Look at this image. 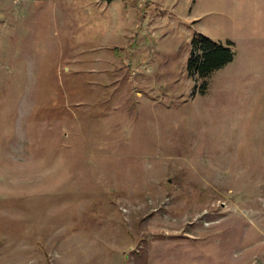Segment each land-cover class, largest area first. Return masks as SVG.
Masks as SVG:
<instances>
[{"label":"rangeland","instance_id":"374dc122","mask_svg":"<svg viewBox=\"0 0 264 264\" xmlns=\"http://www.w3.org/2000/svg\"><path fill=\"white\" fill-rule=\"evenodd\" d=\"M235 1L0 0V264H264V52L186 67Z\"/></svg>","mask_w":264,"mask_h":264},{"label":"crops","instance_id":"0c3cea01","mask_svg":"<svg viewBox=\"0 0 264 264\" xmlns=\"http://www.w3.org/2000/svg\"><path fill=\"white\" fill-rule=\"evenodd\" d=\"M233 1V5L237 3L235 0H229L228 4ZM250 2L262 4L264 7V0H250ZM228 4H213L208 8L209 10H220L227 18V20H209L214 24L216 31L212 35L208 34L209 38L214 41L222 44H226L228 41L232 43L230 47L233 51V59L224 66L231 64L236 59L260 57L264 52V42L261 43L259 37L261 35L264 40V20H249L250 16L247 11L241 14L238 10V13L230 14L226 10ZM193 20L195 19L193 18Z\"/></svg>","mask_w":264,"mask_h":264},{"label":"trees","instance_id":"16d2710c","mask_svg":"<svg viewBox=\"0 0 264 264\" xmlns=\"http://www.w3.org/2000/svg\"><path fill=\"white\" fill-rule=\"evenodd\" d=\"M231 44L230 41L222 44L195 32L190 40V53L186 64L188 75L206 78L210 72L230 62L233 59ZM205 85V82L201 84L202 91Z\"/></svg>","mask_w":264,"mask_h":264}]
</instances>
